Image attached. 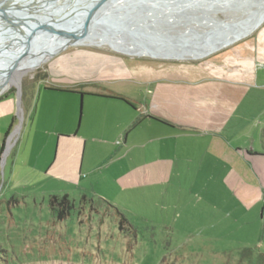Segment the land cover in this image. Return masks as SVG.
Here are the masks:
<instances>
[{
  "label": "rangeland",
  "instance_id": "rangeland-1",
  "mask_svg": "<svg viewBox=\"0 0 264 264\" xmlns=\"http://www.w3.org/2000/svg\"><path fill=\"white\" fill-rule=\"evenodd\" d=\"M43 1L52 2L54 6L63 2L8 0V5L16 12ZM214 17L235 22L245 19V14L242 10H226ZM191 27L202 31L200 27L187 25L175 27L173 33ZM73 47L115 53L138 59L146 66L153 63L154 68L162 71L153 72L148 68L143 71L155 74H166L161 66L166 65L173 67L175 73L198 75L202 62L209 58L217 60L215 56L222 55L228 60V67L239 68L246 60L251 61L252 56V70L248 74L253 88L241 99L242 109L250 104L253 111L264 108V21L247 36L203 58L162 59L139 55L133 50L125 54L114 51L108 44ZM244 56L249 58L245 60ZM45 62L27 69L17 85L0 92V142L14 118L0 156V264H264L258 257L264 254V223L257 217L251 220L248 215L246 219L239 213L241 218L234 225V215L226 208L229 201L224 197L219 211L201 202V172L196 177L194 170L186 172L187 175L166 187L116 194L107 176L116 161L108 154L118 147L112 146L111 141L120 143L122 139L112 131L105 139V143L109 140V145L98 148L96 140L89 137L84 141L89 98L82 101L77 133L66 141L77 143V150L54 159L52 156V161L38 156L44 127L38 124L34 140L20 139V135L28 128L34 93L46 80ZM187 81L193 82L190 78ZM239 92L241 94V90ZM55 97L76 99L78 105L79 97ZM35 113L36 110L32 115ZM64 196L72 208L60 220L57 213H52L49 199L57 198L56 210ZM116 212L124 216L127 224L120 223ZM244 248L253 250L250 257L242 256Z\"/></svg>",
  "mask_w": 264,
  "mask_h": 264
},
{
  "label": "crops",
  "instance_id": "crops-1",
  "mask_svg": "<svg viewBox=\"0 0 264 264\" xmlns=\"http://www.w3.org/2000/svg\"><path fill=\"white\" fill-rule=\"evenodd\" d=\"M215 58L202 62L198 75L175 73L166 65H161L166 74H155L143 71H162L153 63L89 48L65 49L45 62L46 80L31 102L36 113L29 114L20 139H36L39 124L44 134L38 156L51 160L77 150V143L66 141L77 133L79 106L89 98L84 141L96 140L99 148L108 144L112 131L122 139L111 141L118 147L108 154L116 161L107 175L116 194L166 187L194 170L195 177L201 172V202L219 211L224 197L234 225L248 215L264 223V108L242 109L241 102L253 88L248 74L253 58L245 57L246 65L239 68L228 67L223 55ZM60 95L79 97L78 105L76 99L55 97Z\"/></svg>",
  "mask_w": 264,
  "mask_h": 264
},
{
  "label": "water",
  "instance_id": "water-1",
  "mask_svg": "<svg viewBox=\"0 0 264 264\" xmlns=\"http://www.w3.org/2000/svg\"><path fill=\"white\" fill-rule=\"evenodd\" d=\"M48 5L40 9L41 16L34 17L24 14L34 6L14 12L8 0L0 1V84L25 62L47 61L85 41L99 39L100 45L107 42L114 51L136 50L162 59L167 51L201 46L206 56L202 46L225 44L222 40L236 26L247 24L251 33L264 21V0H68L56 15H51ZM226 10H242L245 19H215V14ZM187 25L202 31L191 27L173 33L175 27ZM80 111L79 106V115Z\"/></svg>",
  "mask_w": 264,
  "mask_h": 264
},
{
  "label": "bare ground",
  "instance_id": "bare-ground-1",
  "mask_svg": "<svg viewBox=\"0 0 264 264\" xmlns=\"http://www.w3.org/2000/svg\"><path fill=\"white\" fill-rule=\"evenodd\" d=\"M46 3H48L49 4L48 6H50L48 10L50 11L51 15H56L55 14L56 12H58L60 9H62L64 6L67 5L68 0H63V2L60 5H57V6H54L52 2L43 1V2H41V4L36 5L33 8L40 10L41 8L44 7V5ZM63 4H65V5L62 6ZM35 9H33V11H31V12H24V14L25 15L26 14H30V15H32L34 17L41 16V10L40 11H36ZM20 15H22V14H20ZM247 27H248L247 24L246 25L240 24V25L236 26L235 28H233L231 31L227 32L226 38L224 39V41L222 40V42H226L225 44L222 43V44H224L223 46L221 44V45H218V46L216 45V47H214V48H206L205 46H202V48H204L203 50L206 49V54L208 55V54L213 53L214 51H217V50L221 49L222 47L229 46L230 44L235 43L239 39H241V38H243V37H245V36H247L249 34L247 32ZM99 43H100L99 39H94L91 42H89V41L81 42L80 45L86 44L87 46L88 45L101 46V45L107 44V42L106 43H102L101 45ZM133 51L135 53L139 54V55H145V56L154 57V58H162V57L151 56V55H148L146 53L140 54L136 50H133ZM156 54H157V52H156ZM165 54L166 55H164L165 56L164 59H167V58H184V57H190V58H203L204 57V55L202 54L201 46H200L199 49L198 48L195 49V48H192V47H189V48H186V49H183V50L174 49V50L167 51ZM44 61H45V59L43 58L37 63H35V61H32V60H30L28 62H25L23 67L20 70H18L10 79H8L4 83L0 84V92L6 90L7 88H9V87H11L13 85H17L20 76L23 73H25L27 69L36 68L39 64L43 63Z\"/></svg>",
  "mask_w": 264,
  "mask_h": 264
},
{
  "label": "trees",
  "instance_id": "trees-1",
  "mask_svg": "<svg viewBox=\"0 0 264 264\" xmlns=\"http://www.w3.org/2000/svg\"><path fill=\"white\" fill-rule=\"evenodd\" d=\"M117 98H120V99L126 101L125 99H123L121 97H117ZM13 123H14V118H12L11 123L8 125L6 131L3 134L1 145H0V156L2 155V152L4 151L5 141H6L8 135H9V133H10L12 127H13ZM137 124H138V121L133 123L132 127L136 126ZM261 139H262V141L264 143V128L261 131ZM84 198L85 197H82V200H84ZM66 199H67V196H64L62 198V201L58 205L56 210H55V205H57V198L56 197H51L49 199V205L51 207L52 213H57L58 219H60V220L64 219L68 215L67 211H69L72 208V205L70 203H68V204L66 203V201H67ZM63 202H65V203H63ZM116 213H117L118 217L120 218V223L123 222V223L127 224V220L124 218V216L121 213H119V212H116ZM241 252L243 253L242 254L243 257H250V255L253 253V250L250 249V248H244V249H242ZM258 257L262 261H264V254H259Z\"/></svg>",
  "mask_w": 264,
  "mask_h": 264
}]
</instances>
